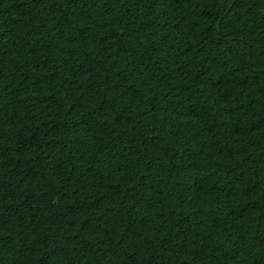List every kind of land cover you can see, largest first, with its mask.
I'll use <instances>...</instances> for the list:
<instances>
[{"label": "trees", "instance_id": "obj_1", "mask_svg": "<svg viewBox=\"0 0 264 264\" xmlns=\"http://www.w3.org/2000/svg\"><path fill=\"white\" fill-rule=\"evenodd\" d=\"M0 264H264V0H0Z\"/></svg>", "mask_w": 264, "mask_h": 264}]
</instances>
